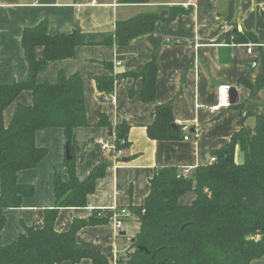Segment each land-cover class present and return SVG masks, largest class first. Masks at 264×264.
I'll return each instance as SVG.
<instances>
[{"label":"crops","instance_id":"1","mask_svg":"<svg viewBox=\"0 0 264 264\" xmlns=\"http://www.w3.org/2000/svg\"><path fill=\"white\" fill-rule=\"evenodd\" d=\"M173 5L191 9L167 21ZM164 10L168 15L161 17ZM146 12L160 15L154 30L126 45L117 44V21ZM43 20H48L52 35L74 30L92 35L88 44L77 46L72 57L50 61L37 81L54 83L61 71L81 75L88 125L76 129L77 174L85 180L96 166L107 164L95 191L87 198V206L60 208L55 228L66 231L75 219L87 220L77 233L78 243L101 252L107 260L104 264H127L131 242L140 230L135 208L145 204L158 169L176 166L179 172L187 170V175L191 174L199 165L212 161L211 152L230 142L241 129V116L251 131L254 116L264 111V87L258 86L264 72V0H0V84L27 79L29 66L21 44L22 34L26 27ZM249 46H253L251 53ZM152 59L158 65L156 98L144 101L140 73ZM109 75L115 76V100L99 91L96 84L98 76ZM224 84L231 85L232 96L237 94L238 102L211 111L218 102L219 86ZM32 101L31 91L21 92L5 110V123L9 124L18 104ZM170 102L181 136L153 139L148 126L156 120L157 106ZM103 116L108 123L101 122ZM123 123L129 127V146L120 154L103 149L100 141L111 142L117 126ZM183 125L189 126L188 133ZM36 144L48 150L47 156L35 168L19 174V182L33 184L35 194L25 198L21 207L6 210L0 246L18 238L24 231L23 223L43 226L46 211L55 206V172L66 174L64 130H40ZM194 197L180 202L190 204ZM121 208H128L132 215L119 230L113 211ZM98 210L112 213L103 222L90 223L88 218ZM76 264L96 263L84 258ZM251 264H264V256Z\"/></svg>","mask_w":264,"mask_h":264},{"label":"trees","instance_id":"2","mask_svg":"<svg viewBox=\"0 0 264 264\" xmlns=\"http://www.w3.org/2000/svg\"><path fill=\"white\" fill-rule=\"evenodd\" d=\"M169 9L167 21L189 13L191 8L173 5ZM159 19L158 12H146L118 20L117 44L126 45L153 31ZM91 37L80 30L52 35L48 20L26 27L21 44L29 76L0 84V238L7 222L6 210L21 207L25 198L35 194V186L21 184L19 174L35 168L48 154L46 148L37 146V132L62 128L72 156L64 161L66 174L55 172L56 203L46 211L43 226L23 223V233L10 244L0 246V264H76L84 258L96 264L107 261L101 252L77 241V233L87 220L75 219L66 231L55 228L60 208L87 206L89 194L95 191L98 178L107 168L106 163L96 166L85 180L77 174L76 129L88 125L83 79L79 73L67 75L61 71L54 83L37 81L50 61L72 57L77 46L88 44ZM157 74L158 65L152 59L140 73L144 101L156 98ZM114 83V75L96 78L99 91L108 95L113 94ZM258 86L264 87V72ZM25 90L32 92V103L18 104L6 124L5 110ZM156 113L155 122L148 126L149 136L156 140L179 138L181 129L173 126V104L158 105ZM244 119L240 117L241 129L230 142L211 152L214 161L199 165L185 176L176 166L158 169L145 204L135 208L140 230L131 242L127 264H251L264 256V111L254 116L251 131L244 126ZM101 122L108 123L104 116ZM128 129L125 123L117 126L118 148L129 146ZM237 148L243 156L241 162ZM190 192L195 195L193 201L182 204L181 198ZM111 213L104 212L105 220Z\"/></svg>","mask_w":264,"mask_h":264},{"label":"built area","instance_id":"3","mask_svg":"<svg viewBox=\"0 0 264 264\" xmlns=\"http://www.w3.org/2000/svg\"><path fill=\"white\" fill-rule=\"evenodd\" d=\"M188 5V4H187ZM253 50V46L248 47V52L251 53ZM231 85L229 84H224L219 86L218 89V102L216 105L211 107V111H220L223 108H229L233 103H232V93H231ZM113 100H115V97L112 95L111 97ZM178 123L181 124L180 121H177ZM183 130L184 132L188 133L189 132V126L183 125ZM185 139L188 140L189 136L186 135ZM116 137L110 142V141H100L103 149H112L116 153L120 154L123 149L118 148L117 142H116ZM122 143H125V140L122 141ZM215 158L212 159L214 161ZM182 174L185 176L187 175V170L183 171ZM99 214L97 216L101 217L104 216V210H98ZM132 214L128 208H121V209H114L113 211V217L115 219V226L117 229H122L124 226V222L127 217H130Z\"/></svg>","mask_w":264,"mask_h":264},{"label":"water","instance_id":"4","mask_svg":"<svg viewBox=\"0 0 264 264\" xmlns=\"http://www.w3.org/2000/svg\"><path fill=\"white\" fill-rule=\"evenodd\" d=\"M168 15V11L167 10H164V12H162L161 13V17H163V16H167ZM238 95L236 94V97L234 96H232V103H236V102H238ZM173 126L174 127H176V124H173ZM112 134H113V129L112 128H110V136H112ZM72 158V156H71V152H70V148H69V146L67 145L66 146V159L67 160H69V159H71ZM105 220V216H101V217H99V216H97V213L96 212H94L89 218H88V221L90 222V223H98V222H103ZM123 234H125V232H123ZM141 249L142 250H145L146 248L145 247H141Z\"/></svg>","mask_w":264,"mask_h":264},{"label":"rangeland","instance_id":"5","mask_svg":"<svg viewBox=\"0 0 264 264\" xmlns=\"http://www.w3.org/2000/svg\"><path fill=\"white\" fill-rule=\"evenodd\" d=\"M236 153H237V159H238V161H239L240 157H241V161H242L243 160V157L240 155L238 148H237ZM193 195H194L193 193L187 194L186 197L181 200V202L184 203V201H187V199L192 198ZM127 260H128V256H127Z\"/></svg>","mask_w":264,"mask_h":264}]
</instances>
